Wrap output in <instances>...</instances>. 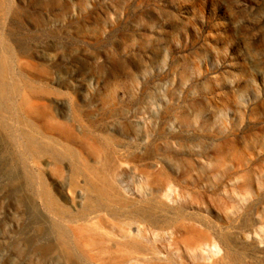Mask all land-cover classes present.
Masks as SVG:
<instances>
[{
  "label": "rangeland",
  "instance_id": "1",
  "mask_svg": "<svg viewBox=\"0 0 264 264\" xmlns=\"http://www.w3.org/2000/svg\"><path fill=\"white\" fill-rule=\"evenodd\" d=\"M0 264H264V0H0Z\"/></svg>",
  "mask_w": 264,
  "mask_h": 264
},
{
  "label": "bare ground",
  "instance_id": "2",
  "mask_svg": "<svg viewBox=\"0 0 264 264\" xmlns=\"http://www.w3.org/2000/svg\"><path fill=\"white\" fill-rule=\"evenodd\" d=\"M104 189V188H103Z\"/></svg>",
  "mask_w": 264,
  "mask_h": 264
}]
</instances>
